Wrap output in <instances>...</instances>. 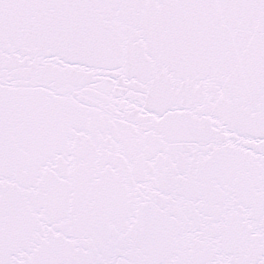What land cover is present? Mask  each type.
I'll list each match as a JSON object with an SVG mask.
<instances>
[{
	"label": "snow or ice",
	"instance_id": "obj_1",
	"mask_svg": "<svg viewBox=\"0 0 264 264\" xmlns=\"http://www.w3.org/2000/svg\"><path fill=\"white\" fill-rule=\"evenodd\" d=\"M0 264H264V0H0Z\"/></svg>",
	"mask_w": 264,
	"mask_h": 264
}]
</instances>
